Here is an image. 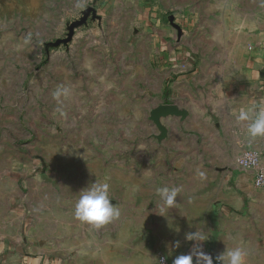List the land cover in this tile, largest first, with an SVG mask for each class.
I'll use <instances>...</instances> for the list:
<instances>
[{"label":"rangeland","instance_id":"374dc122","mask_svg":"<svg viewBox=\"0 0 264 264\" xmlns=\"http://www.w3.org/2000/svg\"><path fill=\"white\" fill-rule=\"evenodd\" d=\"M253 104L264 0H0V264H173L195 231L214 264H264V187L237 164L264 167ZM93 183L120 213L99 227L75 215Z\"/></svg>","mask_w":264,"mask_h":264},{"label":"clouds","instance_id":"9594fccd","mask_svg":"<svg viewBox=\"0 0 264 264\" xmlns=\"http://www.w3.org/2000/svg\"><path fill=\"white\" fill-rule=\"evenodd\" d=\"M67 94V89L63 90ZM58 90L56 96H60ZM237 122H247L246 135L250 139L264 137V107L253 104L241 108L236 116ZM203 177V173H200ZM181 189L178 187H161L157 189V195L164 206L173 207L176 197ZM109 196V185L107 183H93L91 187L85 188L76 204L75 215L81 221L93 224L97 227L104 225L119 216V209L111 202ZM186 239L194 241V246L187 254H179L173 260V264H214L213 257L203 251L201 242L206 241L199 232L186 235ZM176 242V247H179ZM248 250L244 247L227 249L216 256L218 264H246ZM163 264V262H162Z\"/></svg>","mask_w":264,"mask_h":264},{"label":"built area","instance_id":"2783aa9c","mask_svg":"<svg viewBox=\"0 0 264 264\" xmlns=\"http://www.w3.org/2000/svg\"><path fill=\"white\" fill-rule=\"evenodd\" d=\"M238 166L248 172H253V184L256 187H264V167L255 150H246L237 159ZM168 264L164 257H160L159 264Z\"/></svg>","mask_w":264,"mask_h":264},{"label":"water","instance_id":"95a60500","mask_svg":"<svg viewBox=\"0 0 264 264\" xmlns=\"http://www.w3.org/2000/svg\"><path fill=\"white\" fill-rule=\"evenodd\" d=\"M160 112L163 114V115H168V114H179V110L176 109L173 105H168V106H165L163 107Z\"/></svg>","mask_w":264,"mask_h":264},{"label":"crops","instance_id":"0c3cea01","mask_svg":"<svg viewBox=\"0 0 264 264\" xmlns=\"http://www.w3.org/2000/svg\"><path fill=\"white\" fill-rule=\"evenodd\" d=\"M206 253L210 254L209 252L206 251Z\"/></svg>","mask_w":264,"mask_h":264}]
</instances>
